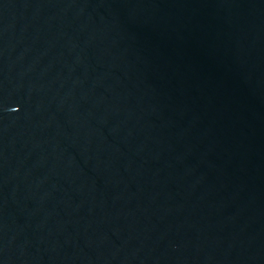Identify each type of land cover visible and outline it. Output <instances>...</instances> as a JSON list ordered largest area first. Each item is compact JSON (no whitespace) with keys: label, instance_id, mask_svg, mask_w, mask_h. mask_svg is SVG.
<instances>
[{"label":"water","instance_id":"1","mask_svg":"<svg viewBox=\"0 0 264 264\" xmlns=\"http://www.w3.org/2000/svg\"><path fill=\"white\" fill-rule=\"evenodd\" d=\"M0 264H264V0H0Z\"/></svg>","mask_w":264,"mask_h":264}]
</instances>
